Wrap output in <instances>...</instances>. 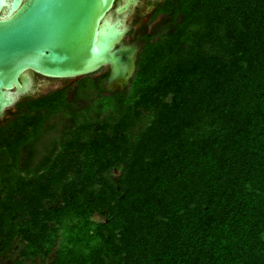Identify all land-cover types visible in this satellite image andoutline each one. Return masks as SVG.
Here are the masks:
<instances>
[{"label": "trees", "instance_id": "obj_1", "mask_svg": "<svg viewBox=\"0 0 264 264\" xmlns=\"http://www.w3.org/2000/svg\"><path fill=\"white\" fill-rule=\"evenodd\" d=\"M160 16L125 91L85 76L0 127V263L264 264V0Z\"/></svg>", "mask_w": 264, "mask_h": 264}, {"label": "water", "instance_id": "obj_2", "mask_svg": "<svg viewBox=\"0 0 264 264\" xmlns=\"http://www.w3.org/2000/svg\"><path fill=\"white\" fill-rule=\"evenodd\" d=\"M141 0H0V119L33 88L32 73L74 80L108 68L104 89L131 84L144 43H125Z\"/></svg>", "mask_w": 264, "mask_h": 264}, {"label": "rangeland", "instance_id": "obj_3", "mask_svg": "<svg viewBox=\"0 0 264 264\" xmlns=\"http://www.w3.org/2000/svg\"><path fill=\"white\" fill-rule=\"evenodd\" d=\"M141 12H139L138 7H136L135 9H133L132 13L129 15V17L127 18V23L128 24H132L134 25L135 23H138L137 25L133 26V29L129 32V34L125 37V41L126 42H131L135 36L137 35V32H139V30L142 29H147L148 32L150 33L151 30H153V26L155 24L158 23V21L160 22L163 19V16L158 17L156 20L151 19V16L149 14H147V8H146V3L145 0H142L141 5ZM108 72V68H104L102 70H100L99 72L90 75L93 78H98L102 75H104L105 73ZM40 85L39 87L36 89V98L41 97L43 95H46L47 93H50L52 91L58 90V89H63V88H69L68 89V93L69 96L72 98L73 97V92L74 89H76L77 83L79 82L80 79H74V80H65V79H47L44 77H38ZM92 100V99H91ZM92 103V101H88V102H82V107H87L90 106ZM103 103V102H102ZM102 103H100L102 105ZM105 103V102H104ZM103 103V104H104ZM105 105V104H104ZM19 109V105H15L11 108H9L7 111H18ZM96 110H92L91 111V115L95 114ZM13 118V115L11 117L8 118V120H11ZM6 120V121H8ZM53 123L55 124V131L54 133H52V135L50 136V139H60L61 137L64 136V128L66 125V120L64 119H57V120H53ZM6 124V123H4ZM6 263V262H5ZM9 263V262H7ZM0 264H4V263H0ZM14 264V263H13ZM25 264H40L39 260H27L25 262Z\"/></svg>", "mask_w": 264, "mask_h": 264}, {"label": "flooded vegetation", "instance_id": "obj_4", "mask_svg": "<svg viewBox=\"0 0 264 264\" xmlns=\"http://www.w3.org/2000/svg\"><path fill=\"white\" fill-rule=\"evenodd\" d=\"M166 0H145V3H146V8H147V14H149L150 16H151V19H153V17H154V15H155V13H156V11H157V9H158V7L163 3V2H165ZM141 2H142V0H141ZM141 2H140V4H138L136 7H138V9H139V12H141V8H140V5H141ZM135 7V8H136ZM134 8V9H135ZM133 11V10H132ZM132 13V12H131ZM130 13V14H131ZM129 14V15H130ZM158 23H159V21H158ZM138 23H135L134 25H132L131 24V29H130V31L133 29V26H135V25H137ZM156 26V24L153 26V28ZM129 31V32H130ZM129 32L127 33V35L129 34ZM153 32H154V30H151V32L149 33L148 32V30L147 29H140L139 30V32H137V35L135 36V38L131 41V42H126L125 41V39H124V42L125 43H139V44H143L144 43V45H145V39H144V37L146 36V35H150V34H153ZM126 35V36H127ZM125 36V37H126ZM107 73H109V71L107 72ZM107 73H105V74H107ZM104 74V75H105ZM32 75V78H33V88H32V90L27 94V95H25V96H22L21 98H20V101H19V103L20 102H22V101H24V100H26V99H28V98H36V95H35V93H36V89L39 87V85H40V82H39V79H38V77H40V75H38V74H35V73H32L31 74ZM103 76V75H102ZM42 77V76H41ZM69 89V88H68ZM17 112V111H16ZM15 111H7V114H6V117H4L3 119H0V127H2L3 125H5L4 123H7V122H9V120H8V118L9 117H11L12 115H14L15 113H16ZM6 120H8V121H6Z\"/></svg>", "mask_w": 264, "mask_h": 264}]
</instances>
